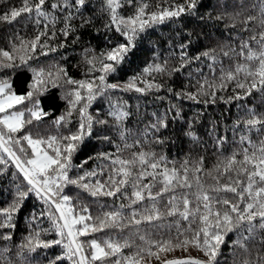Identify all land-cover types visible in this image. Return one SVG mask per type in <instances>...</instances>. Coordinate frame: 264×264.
<instances>
[{
    "label": "snow or ice",
    "instance_id": "1",
    "mask_svg": "<svg viewBox=\"0 0 264 264\" xmlns=\"http://www.w3.org/2000/svg\"><path fill=\"white\" fill-rule=\"evenodd\" d=\"M260 3V28L256 32L254 26L249 22L257 20V16L249 14L241 19V13L224 12L218 14L217 18L223 16L231 17L230 23L235 28L237 22L241 24V30L250 31L248 37L241 36L240 32L232 35L239 38V44L234 47L221 49L223 56L231 59L238 56L234 68L229 66L225 69L223 61L216 54L215 48H203L189 55V50L197 49L200 45V33L195 28H190L181 21L190 17H205L200 14L199 0H179L168 6L158 5L153 10H148L149 5L145 0H102L97 6L94 0H50L46 5L45 0H22L20 6H10L7 11L0 13V18L11 22L21 15L28 13L29 18L39 24L44 22V30L38 32L31 41L21 44H13L12 49L0 48V68L15 70L21 64L26 65L32 72V78L28 82V90L17 93L13 89L9 76L0 78V175L9 173L8 165L14 162V168L23 174L24 183L15 184V190L11 193V200L7 206L0 207V239L11 241L12 229L16 227L15 215L20 212L25 204L26 198L31 194L43 202L47 211L32 210L28 217L29 223L39 217L47 215L50 221L49 228L35 227L22 238L16 245L17 251L12 259V250L9 244L0 246L5 264H63L64 259L71 264H144L145 256L160 259L161 253L171 252L176 248L186 249L189 245L199 248L204 258L198 257H173L163 259L162 264H220L218 257L222 256L221 245L225 241L228 232L234 231L236 238L231 241L233 247L230 249L233 256L236 249L242 250L244 259L235 261L233 264H264V112H258L253 108L247 109L245 114L233 121L232 133L236 137L240 129L239 143L245 145L234 149L229 154H224L222 148L227 135H217L214 138V147L221 156L214 165L217 175L213 176L214 183L206 184L202 175H211L212 170L204 168V157L199 156L197 160L189 165L186 159L180 169L175 166L169 167L167 158L161 154L157 155L151 147L145 148L147 142L165 145L172 137L169 128V112L175 113L171 117L173 121L177 118L184 120L179 107L169 105L165 112L152 113V118L147 120L142 129L136 130L127 127L126 121L132 115L125 103L119 101L110 102L106 117H94L89 111L90 105L97 96L106 94L110 90L130 91L135 90L144 93L150 89L166 88L175 97L187 99H200L201 94L211 95L213 101L216 99V89H223L230 81L235 82V88L243 91H235L234 96L224 97L231 101L251 93L252 89L264 90V0ZM124 4L133 8L130 14H122ZM251 7H256L255 4ZM99 15H104L103 28L109 33L105 36L107 46L99 53L94 48L84 49L85 59L89 65L87 71L93 75H85L84 78L75 79L68 75L67 68L63 65L56 66V72L44 67H33L27 65L31 59L29 52L38 55L36 49L39 46L44 53L54 51L61 44L49 45L48 40L41 42V36L51 35L56 37V23L60 21L62 27L59 29L64 37L70 32L76 31L72 21L79 18L80 27L93 24ZM212 17L209 16L208 19ZM165 20H169L177 27L172 30L163 43L167 44L168 51L161 56V43L153 39L148 32L149 27ZM49 24L51 31L49 32ZM96 31L99 33L100 28ZM195 33V34H194ZM259 37V39H257ZM79 39V37H76ZM255 41V46L253 45ZM234 43V42H233ZM27 44V47H25ZM145 45H153L148 50L153 53L152 61L146 63L140 74H134L126 81H118L116 78L124 71V65L129 60V54L135 49L137 52L144 50ZM91 52V55H88ZM15 53V54H14ZM201 57L211 61L208 64L212 79L202 74L197 80L195 91H187L186 87L174 90L165 83L156 79H145L144 74L156 73L162 76H171L190 65L193 61H200ZM170 60L172 63H170ZM216 64H220V79L216 80ZM95 73H98L95 74ZM191 76V73H188ZM113 79L109 80L108 77ZM65 82L75 85L67 89L63 94L66 100L65 110L53 118L58 127L61 123L67 125L73 117L78 114L77 124L66 132L47 137L33 134L28 131L22 135H16L24 128L25 123L31 122L32 118L40 121L48 112L41 106L39 95L47 91L50 83L59 82L60 78ZM252 79L249 80L248 78ZM143 84L144 86H141ZM28 100L30 106L19 110L14 105H19ZM207 103V99L204 101ZM239 107V106H238ZM139 108V104H137ZM11 109V111H7ZM97 112L102 109H96ZM25 112L28 120H25ZM198 113L193 116L192 121H185L186 127L180 129L184 135L193 141H199L200 137L193 127ZM94 124L108 125L116 134V140L109 136L103 139L116 144V155L111 152H101L98 155L106 157L112 162L106 180H86V177H95L96 169L85 170L75 175H70V170L76 167L72 162L73 153L79 147L86 136L92 134ZM241 125L243 127L241 128ZM228 127L227 125L225 126ZM216 125H213V132ZM135 132L134 137L130 133ZM255 132L260 136L253 140L250 133ZM22 140L31 145L34 155L24 154ZM13 145L19 146V152ZM52 149L51 154L48 150ZM135 147L129 158L119 155L124 149ZM238 152L242 158L238 159ZM3 153L7 154L8 159ZM239 165V167H236ZM249 165L251 167H249ZM192 169V178L189 177V168ZM159 170V171H158ZM102 171V169L100 170ZM15 177L17 174L12 172ZM145 177H149L147 181ZM223 178V179H222ZM131 185V193L121 189ZM66 185H77L87 189L93 197L105 195L116 196L118 193L127 197L129 204L120 205L119 208L105 210L103 204L98 209V214L93 216L87 204L81 203L79 214H76L77 206L72 203L73 197L64 193ZM177 188L187 189L179 195L174 191ZM170 192L168 202L162 209L158 206L157 198L162 193ZM221 192H231L233 196L220 195ZM146 197L149 198L146 201ZM150 201V202H149ZM138 202H145L142 207H132ZM128 207L130 212L125 215L121 209ZM179 214L183 219L189 220V228L186 232L191 235H180V231L167 238L160 236L154 238L150 233L141 231L142 222L160 221L166 215ZM195 221L197 226L192 227ZM42 223V221H41ZM147 224H143L147 228ZM114 227L120 230L129 229V233L123 237H108L103 242L99 239H91L89 244L90 253H86L85 242L78 239L82 234L95 232L105 228ZM55 232L57 238L46 239L41 237L42 232ZM133 234L138 236L142 242L136 244ZM52 245H60L61 250L51 259H41L37 256H25V250L29 254L35 253L37 248L49 249ZM133 248L129 253L122 249ZM256 249L253 252V249ZM113 258V259H109Z\"/></svg>",
    "mask_w": 264,
    "mask_h": 264
},
{
    "label": "trees",
    "instance_id": "2",
    "mask_svg": "<svg viewBox=\"0 0 264 264\" xmlns=\"http://www.w3.org/2000/svg\"><path fill=\"white\" fill-rule=\"evenodd\" d=\"M31 2V0H30ZM46 5L50 0H45ZM97 6L100 5L102 0H94ZM149 5L148 10L155 9L158 5L168 6L173 3V0H145ZM179 2V0H175ZM22 0H0V13L7 11L10 6H20ZM139 3V0H137ZM200 14L205 17L204 20H200L199 17H190L186 20L181 21L183 24L190 28H195L197 33H200V45L197 49L189 50V55L194 54V52L201 50L203 48H215L216 54L223 61L225 69L229 66L234 68L236 60L240 59L238 56H233L231 59L223 56L221 49H227L234 47L239 44V38L232 35L234 32H240L241 24L237 22L235 28L230 23L231 17L223 16V18H217L218 14L224 12L234 13L239 11L241 13V19L244 16L252 14L257 16V20L249 22L250 25L254 26L256 32L261 31L260 28V3L259 0H199ZM255 4L256 7H251ZM133 8L127 4H124L122 14H130ZM211 16V19L208 17ZM105 22L104 15H99L93 24H86L80 27L79 18L72 21V24L76 26L75 32H70L67 37L63 36V33L59 31L62 27V23L58 21L55 25L57 34L56 37L51 35L41 36V42L48 40L49 45H57L63 42L62 46L56 47L54 51H48L44 53L38 46L36 53H28L31 59L27 60V65L33 67H44L46 71L50 70L55 74L56 66L63 65L67 68L69 76L75 79L84 78L85 75H93L94 73H89L87 71L89 65L85 59L84 49L94 48L97 53L106 47L105 36L109 33L103 28L102 24ZM100 28V32L96 31V28ZM177 27V24L165 20L158 24L149 27L148 32L152 35L153 39L161 43L160 55L163 56L167 51V44L163 43L168 35L173 29ZM44 30V22L41 21L39 24L33 19L29 18L28 13H21L19 17L11 22H6L0 18V48L12 49L13 44H21L25 41H31V39L38 34L39 31ZM48 31H51V24H49ZM195 34V33H194ZM241 36L248 37L251 33L250 31L240 32ZM79 37L77 39L76 37ZM259 39V37H257ZM234 42V43H233ZM255 46V41L252 42ZM27 47V44H25ZM154 47L153 45H145L144 50L137 52L135 49L129 54V60L124 65V71L119 74L116 79L118 81H126L127 78L134 74H140L145 67L146 63L152 61L153 53L148 49ZM15 54V53H14ZM92 53L89 52L88 55ZM19 65L15 70L0 68V78L4 76H9L13 89L17 93H23L28 90V82L32 78V72L30 68L26 65L20 63L17 59L15 61ZM170 63L172 61L170 60ZM211 61L204 57H201L200 61H193L190 65H185L184 69L178 73H174L171 76H162L156 73L144 74L145 79H156L158 82L165 83L166 86H171L174 90H180L181 88L187 89V91H195L197 87V80L200 79L201 73L196 71L197 68L202 70V74L208 76L212 79V74L208 68V64ZM216 80L220 79V64H216ZM191 73V76L188 75ZM98 75V73H95ZM109 80L113 77L109 76ZM249 80L252 78L249 77ZM141 86H144L141 84ZM75 87V85H70L65 82V78L61 77L59 82L52 84L50 83L47 91L41 93L38 99L41 101V106L44 108L48 115L42 117L40 121L35 118L31 119V122L25 123L23 129L20 130L16 135H22L25 132L30 131L35 138L37 134L47 137L49 135H58L59 133L66 132L69 128H74L77 124L78 114L73 113L72 120L69 124L65 125L63 122L61 126H57L53 122V118L60 115L62 111L65 110L66 100L63 99L64 92L67 89ZM216 99L213 101L211 95L201 94L200 99H187L182 97H175L173 93L168 92L166 88L161 89H150L144 93L136 92L134 89L130 91H119L110 90L106 94L97 96L93 101L92 105L89 107V111L94 117H106V113L109 110V103L119 101L120 103L126 102V107L132 112V115L128 117L126 125L132 129H142L145 122L152 118V113L157 112L158 114L163 113L169 107L170 103L173 106L179 107L181 115L184 120L177 118L175 121L171 119L175 115L174 111L169 112V128L171 131V139L163 146L155 144L154 142L149 145L145 143V148L151 147L156 151L157 155L163 154L167 158V164L169 167L175 166L180 169L184 161L187 159L189 165L193 164L199 156L204 157V168L212 170L211 175H202V180L206 184L214 183L212 177L217 175L214 170V165L218 162V158L221 156V152H218L216 147H214V138L217 135H227L228 141L225 142L222 152L224 154L231 153L234 149L241 148L245 145L239 143L240 129L237 130L236 137H233L232 128L233 121L237 118L243 116L247 109L253 108L258 112H264V90L259 87L252 89L251 93L246 96L239 97L228 101L227 99H220L221 96L225 98L228 96H234L235 91H243L241 89L235 88V82L230 81L227 83L226 87L223 89H216ZM207 99V103H205ZM139 104V108H137ZM25 106H30L29 101L25 100L21 104L16 105L14 108L19 110ZM239 106V107H238ZM96 109H102V111L97 112ZM198 113V118L194 121L193 127L198 133L200 139L199 141H193L190 137L184 135L180 131L182 127H186L185 121H192L193 116ZM3 115V113H0ZM28 113L25 112V120H28ZM216 125V131L213 132V125ZM228 126L227 128L225 126ZM243 125H241V128ZM130 137L135 136V132L129 134ZM253 140H258L260 136L255 132L250 133ZM103 136H109L113 140H116V134L109 128L108 125L94 124L92 134L86 136L80 143L79 147L73 153L72 162L76 167L70 170V175H75L81 173L85 170L96 169L97 174L95 177H86V180L95 181L100 179L101 181L106 180L112 162L106 157L98 155L101 152H111L116 155V144L110 143L109 140L103 139ZM21 144L24 145V155H34L31 152V145L27 143L26 140H22ZM17 149V154L21 155L19 152V146L13 145ZM46 150L51 154L52 149ZM136 148L124 149L119 155L124 158H129L131 153L135 151ZM3 155L8 158L5 153ZM242 158V153L238 152V159ZM239 167V165H236ZM249 167H251L249 165ZM9 173L5 175H0V207L7 206L11 200V193L15 190V184H20L23 181L21 175L14 168V165L10 163L8 165ZM102 169V171H100ZM159 171V170H158ZM12 172L17 175L13 177ZM192 169L189 168V177L192 178ZM149 177H145L144 180L147 181ZM223 179V178H222ZM26 183V181H23ZM127 191L131 193V185H126L121 189V192ZM177 195L181 192L187 191V189L177 188L174 190ZM64 193L71 195L73 197L72 203H74L76 208V214H79L80 204H87L89 210L92 212L93 216L98 214V209L101 204L104 205L105 210L119 208L120 205H128L129 201L127 197L121 196L119 193L116 196H105L100 195L93 197L87 189L79 187L77 185H66L64 188ZM220 195L233 196L231 192H221ZM170 192L162 193L160 197L157 198L158 206L162 209L168 202V196ZM149 198L146 197V201ZM150 202V201H149ZM145 202H138L137 205H132V207H142ZM37 211H47L44 207L43 202L39 201L38 198L32 197L31 194L25 200V204L22 210L15 215L16 227L12 229L13 238L11 241H5L0 239V246L4 244H9L12 250V259L16 260L17 257L14 253L17 251L16 245L19 241L24 238L27 233L37 226L42 228H49L50 221L47 215L44 217H39L35 221L29 223L28 217L31 215L32 210ZM128 215L130 208L125 207L121 209ZM42 221V223H41ZM189 220L183 219L178 213L173 215H166L162 217L160 221L153 222H142L141 231L150 233L154 238H159L164 236L167 238L169 235H176L177 231H180V235H191V232H186L185 230L189 228ZM143 224H147V228L143 227ZM197 226L196 222H192V227ZM3 231V230H0ZM129 229L125 228L123 230L109 227L95 232H88L87 234H82L78 237L79 240L85 242L84 247L86 253H90L89 244L87 243L91 239H99L103 242L106 238L112 237H123L128 235ZM42 238L53 239L57 238L55 232H42ZM236 238L235 232L230 231L225 237L224 243L221 245L222 256L218 257L220 264H233L234 260L239 261L244 259L241 254L242 250L236 249V255L233 256L230 249L233 247L231 241ZM133 240L136 244L142 243L136 234H133ZM61 250L60 245H52L49 249L37 248L35 253L29 254L25 250V256H37L41 259H51L53 256L58 254ZM134 250L133 248H124L122 251L124 253H129ZM256 249H253L255 252ZM3 253L0 251V264H5L3 258ZM198 257L204 258L203 252L194 245H189L186 249L176 248L171 252L161 253L160 259L155 257L145 256L144 264H162L163 259H171L173 257ZM113 259V258H109ZM57 264H60L57 261ZM63 264H71L70 261L64 259ZM94 264H100V262H94Z\"/></svg>",
    "mask_w": 264,
    "mask_h": 264
},
{
    "label": "water",
    "instance_id": "3",
    "mask_svg": "<svg viewBox=\"0 0 264 264\" xmlns=\"http://www.w3.org/2000/svg\"><path fill=\"white\" fill-rule=\"evenodd\" d=\"M5 155L7 156V154L5 153ZM8 159H11V158H8ZM13 165H14V162L12 163ZM17 170V172L19 173V170L18 169H16ZM20 175H21V177L23 178V174L22 173H19Z\"/></svg>",
    "mask_w": 264,
    "mask_h": 264
},
{
    "label": "rangeland",
    "instance_id": "4",
    "mask_svg": "<svg viewBox=\"0 0 264 264\" xmlns=\"http://www.w3.org/2000/svg\"><path fill=\"white\" fill-rule=\"evenodd\" d=\"M16 105H14V107H15ZM7 111H11V109H9V110H7Z\"/></svg>",
    "mask_w": 264,
    "mask_h": 264
}]
</instances>
